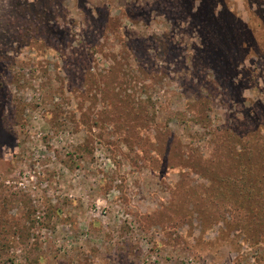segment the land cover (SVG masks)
I'll use <instances>...</instances> for the list:
<instances>
[{"label": "rangeland", "instance_id": "obj_1", "mask_svg": "<svg viewBox=\"0 0 264 264\" xmlns=\"http://www.w3.org/2000/svg\"><path fill=\"white\" fill-rule=\"evenodd\" d=\"M258 137L264 0H0V264H264Z\"/></svg>", "mask_w": 264, "mask_h": 264}, {"label": "trees", "instance_id": "obj_2", "mask_svg": "<svg viewBox=\"0 0 264 264\" xmlns=\"http://www.w3.org/2000/svg\"><path fill=\"white\" fill-rule=\"evenodd\" d=\"M261 116H262V114H261ZM257 130L253 133V134H245V135H248V136H253L254 138H256L257 137V135L259 134L258 132L260 131L259 130V128H256ZM236 136V138H230L228 135H226V136H224L223 137V140L225 141V143H226V146L224 145V148L225 149H227L228 150V152H229V154L228 155H226L227 157H239L240 155H237L238 154V152H240V151H243L242 150V147H241V149L239 148H237L236 149V145L235 146H232V142H233V144H239V142H242L241 140V137H239V135H235ZM247 136V137H248ZM258 139H259V141L260 140H263V142L262 143H259V144H261V149L262 150H264V137L263 138H259L258 137ZM258 141V142H259ZM261 142V141H260ZM243 148H245V147H243ZM251 152V149H249L248 151H247V153L246 154H249ZM214 173V170H212V174ZM260 180H262L263 181V183L261 184V185H259V183L257 184V186H256V188H257V190H258V193L256 194L258 197H255L254 198V196L252 195V193H249V194H245L246 195V198L248 199V209H249V211L250 212H252V213H255L256 214V216H257V224L258 225H260V223H261V227H263V225H264V211L262 210V208L264 207V194L260 197V193H262L263 192V190H264V178L263 179H260ZM248 181V180H247ZM249 183H247V186H249L250 187V185H248ZM242 192L243 193H245V190H242ZM240 194H241V192H240ZM252 199H255V204H254V202L252 203ZM263 199V200H262ZM262 200V201H261ZM255 206H257V208H258V210H257V208L255 207ZM261 213V218H260V220L258 219L259 217H260V213ZM256 223V222H255Z\"/></svg>", "mask_w": 264, "mask_h": 264}]
</instances>
